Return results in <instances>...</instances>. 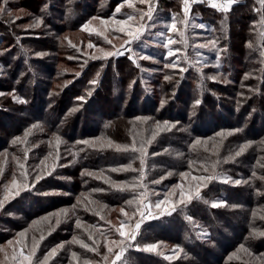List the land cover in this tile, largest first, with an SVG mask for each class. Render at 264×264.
Returning a JSON list of instances; mask_svg holds the SVG:
<instances>
[{
	"label": "rangeland",
	"instance_id": "rangeland-1",
	"mask_svg": "<svg viewBox=\"0 0 264 264\" xmlns=\"http://www.w3.org/2000/svg\"><path fill=\"white\" fill-rule=\"evenodd\" d=\"M167 1H171V3H167ZM249 1L250 0H238V3L232 6V9L234 6L242 3L248 4ZM2 2L3 0H0V3ZM213 2L221 3L222 0H197V2L192 3L190 6L187 28L185 30V26L181 22L184 17L183 0H151V4L155 9L153 12V20L151 21L148 20L147 16H145L142 21L140 20L141 12H147L149 7V4L141 3L140 0H132L133 7H128L127 0H66L63 4L54 1L53 3L58 12L53 11V17L49 16L47 12H45L46 14L35 12L32 10L31 5H28L27 1L9 0L7 8L11 11L12 15L8 16L6 13L0 15V25L3 30V32H0V80H3L1 81L2 86H4L3 88L9 90L0 92V94L5 95V97L0 100H2V103H9L11 99L14 100V102L17 101L13 106H15V109L19 108L18 110H21V113L18 114L17 111H9V114L17 113V115L13 116L19 119L22 118V120L19 121L20 123H10L13 124L12 131L15 135L9 142L11 146L9 151L0 152V163H3L0 165V168H3L5 163L8 164L11 162V165H8V169L13 175L18 176L16 182L19 184L23 180L21 171L26 173V171L29 170L28 168L33 166V164L38 166L42 165L46 157L55 158V163H49V167L52 169H64L66 170V174L70 172V168L72 169L74 167L73 165H75L72 159L73 151L71 148L64 149L66 145H68L66 139L62 135L51 133V131L48 130L49 126L44 125L41 121H33L31 123L26 116L28 108L24 110V106H22L29 102L26 99L20 98L16 93L17 90L15 91L17 88L23 89L26 96L29 92L33 93L32 88L38 85L40 86L41 82L39 78L54 81L51 84L53 85V90L50 91L51 94H54V90L59 92L62 87L64 88L71 82L70 80H73V78H76L79 74L82 75L85 71L87 72V88H83L81 94L74 98V106L70 108L68 114L64 115L61 125H56L51 119V117L54 116L53 114H56L53 111V108H55L53 106L54 103H48L46 105V108L50 109L48 110V114H41L40 111H36L37 113L32 114L34 118L52 122V126H56L60 130L64 129L66 124H69L70 121L72 122L76 115L80 113H83L84 117L88 116L87 118L85 117V122L87 126L94 128V118H97L98 115L94 117L92 113H87L86 107L88 99L92 95V90L97 84H93L92 81L96 79L99 80L102 72H106L108 76H111L110 68L114 66V63L109 60H116L118 57H132L131 60L138 69V76L135 79H131L129 89L126 90V93L123 94L124 97L122 96L123 98L120 101V103H124V108L130 110V115L136 114L141 110L145 113L151 112L155 110V104L157 102L160 104L159 108H162V100L166 101L163 104L166 108L175 106V92H169L171 87L174 90L178 88L177 86L179 84L184 82V76L182 81L179 82L178 79L179 76L182 77L183 73H186L185 78H189L185 81L189 82L196 89H200L203 82L206 83L205 79L213 86L214 83L221 86L229 85L230 83L227 76L220 74L219 71L225 70L227 71V75L232 74L234 70L237 72V69L242 67L241 64H243V62L238 61L234 64L229 61L228 12L225 13L217 8H213L211 6ZM253 2L258 4L257 0H253ZM76 4L77 7L74 8ZM122 4L124 6L121 8V11L117 13L116 8ZM196 6L209 8L210 12L206 11L204 14L196 9ZM83 10H86L87 14L82 16H85L87 19L82 20V22H77L79 18L73 20L74 14H76L77 11L83 12ZM211 12H215L219 16H214ZM240 12L245 13L244 11ZM129 15L134 16L135 20L130 21L127 27L136 28L140 24H145L146 28L139 41L125 44V41L129 39L126 32H120L118 30L119 26L116 24H102L101 21H110L113 18L116 20L127 19ZM173 16H175L177 20V31L169 32L166 25L171 24ZM17 17L19 18L17 19ZM93 17L97 19L92 20ZM38 20L42 21L39 26H33ZM89 21H92L90 29H94V31L83 30V25ZM53 22L56 23L57 26H54ZM60 25L69 26L70 28L60 30L58 28ZM244 25L247 27L244 31H241V35L243 37L245 36L244 42L247 49L251 52L244 60V63L249 66L253 64V66H261L257 69V77L255 78H258L259 69L264 65V55L261 54L264 52V31L259 21H253L252 23L249 21ZM180 31L185 32L187 45L179 42L181 40L179 35ZM100 32H103V35H100ZM159 32H164L165 37H171L172 40L177 41V43L170 45L173 51L180 49V51L176 52L175 56H167V49L162 46L164 37L157 36ZM239 35V28H237L236 36L238 37ZM105 37H107V39H105ZM211 41L215 42V48L209 43ZM89 42L94 45L93 48H88ZM205 44L208 46L199 47V45ZM249 44L252 46L249 47ZM73 45H75V47H73ZM234 48L236 49V46ZM126 49H131V51H126ZM116 50L124 51V55L111 56L107 59H91L93 55L102 56L103 52ZM37 53H44V55H37ZM254 53L256 55H254ZM185 54L187 55V60H185ZM142 56H149L151 59H142ZM249 56L253 58L251 60L252 62H249ZM69 57H71V59ZM177 57H179L178 60ZM85 60H87L86 64ZM172 61H176L179 67H164L165 63H170ZM53 62L55 64V68H53L54 71L52 69ZM90 63L94 64L93 67H91V71L87 68ZM217 65H219V67H217ZM182 68H186L187 71L182 72ZM15 73L18 74L17 77L19 79L15 81V83L13 82V84L14 87L18 86L14 88L13 91H10L11 76H14ZM97 73H99L98 78ZM254 74L255 68H252L251 71L244 75V84L245 81L247 85L251 84L252 78L255 76ZM90 76L92 77L89 78ZM165 76H169L171 79L166 80ZM212 77L216 79H212ZM156 82L158 84H156ZM163 86L168 90L165 97L160 96L158 93L159 88ZM78 87H80V85ZM57 88L59 90H57ZM240 88H243L244 91H242L240 95H237L238 97L246 93L247 90H250L246 85L244 86L242 84ZM230 90L234 92L233 88ZM89 92H91V95H89ZM12 94L13 96H11ZM216 95H220V93H216ZM246 95L249 94L247 93ZM8 96H11L10 100ZM37 97L43 98V94L40 90H38ZM78 97H84V99L80 100ZM118 97L121 98V95L115 96V98L118 99L117 101L120 100ZM246 98L247 96H244V100H246ZM199 99L200 97H196V99L194 98L191 102L193 108L190 111L188 122H193L194 125L196 123L200 125L203 124L200 123V121L202 122L201 119H197L194 116L197 110V108H195V106H197L195 102ZM18 100L26 101V103H20ZM240 104V102L237 103L238 106ZM37 105L38 109L41 108L43 106V101H37ZM74 108L77 110L72 111ZM30 109L31 108H29V110ZM218 111H220V107L217 106L213 119L219 116ZM250 114L251 113L247 115ZM237 115L233 117V120L240 119ZM141 117L147 116L137 115L131 117L130 123L132 127L130 130L128 129V135L126 137L123 136L122 132L117 133V136H113L114 139L108 137L105 139L90 138L78 139L79 141L76 140V142L88 141L89 143L97 145L96 147H99H90L85 143H77L76 146L79 149L76 154L84 151L86 155H82V161L88 163L91 167L81 171H79L80 169L78 170L79 176L83 181V183H81L82 186L89 185V188L90 185L93 184L95 189H101V191H93L94 189L90 188L84 195L74 198L75 204L69 207L66 206L65 209L43 214L38 219H35L27 230L16 231L14 229V223L11 224V219L13 217L18 219V223L21 224L19 227L29 222L28 217L21 214L22 211L12 210L4 212V216L8 217V219L3 222L0 221V237L6 238L7 240L4 244L0 245V247L4 249L3 252H0V264H11L10 259H5V254L7 253L10 257L14 248L17 250L19 249V245L15 242L21 239L19 236L21 232L25 233L23 239L28 244L31 243L33 237L39 240L41 234L45 236V239L40 243L37 251V258L39 259H43L44 255L57 245L64 244V247L58 250L57 255L49 264H69L70 261L72 264H84L85 260H87L89 264H106L103 259L104 255L108 254L107 247L105 246V237H107L108 240L120 239L119 234L115 231L113 226L119 227L121 221L126 219L120 210L124 209V212L131 218L130 222L133 225L140 219L137 212V204L139 193L144 191V189L140 187H131L133 183H138L139 180V170L141 168L140 153L133 152L131 150V145L133 144V140L136 142V147H139L142 141L151 139L156 125L150 124L147 126L149 119L146 122H142L137 119ZM172 117L174 120L173 122L170 121V123L175 124V127L171 128V130L175 129L176 126L181 123L180 116L174 115ZM256 118L257 122L255 125H257V128L261 129L264 126V115ZM64 119L66 121H64ZM253 119L254 117H250V120ZM204 121L209 122V119L205 118ZM245 121L246 125H244V128H247V130H249L250 127L252 128L251 122L248 119H245ZM163 122L164 121H162L161 124H163ZM33 124L40 125V128L32 129L26 141L16 144L12 143L13 139L16 137L23 138L25 131L30 129ZM124 124L126 125L127 123L124 122ZM195 128L198 132L205 129L204 125L201 127L198 125ZM235 130L236 129L218 131L213 138H206V145L213 146L211 149L206 148V152L213 154L218 147L220 151L223 150V152H226V155L222 159V161L225 162L226 158L233 155L234 152L239 149V146L243 144H237L236 138L224 140L217 134L223 133L225 137H227L229 132L237 133ZM170 131L159 132L150 145L146 144L147 156L145 158V179L143 183L147 187L148 195L146 202H150L151 204H155L157 200H163L165 195L170 193L176 185H180L187 193L188 190L194 188L196 183L193 177L210 176L212 173L211 166L215 164L214 162H203L204 159H196V166L200 167V169L196 171L191 169L186 170L184 168L177 170L169 169L167 163H162V159L158 157H163L164 154L169 153V150L165 148L162 136L167 135ZM178 132L184 131L180 127ZM57 136L60 138L58 146L55 140ZM46 138L47 140L54 138L55 146L52 147L56 149V152H51V155H49V153L44 155V153V157L38 158L39 161L36 162L35 150L47 143ZM117 140H119V142H116ZM199 140H201V138H199ZM258 140H264V132L263 136ZM108 141H111L113 145H127L129 146V151H117L115 147H100V145L106 144ZM155 144L159 146L153 149V147L156 146ZM201 144L196 145L200 146ZM253 144L254 143L251 142L249 147ZM86 148H89V150ZM100 148L103 150L120 152V155L129 154L130 159L124 161L126 156L122 159L119 157L118 159L112 153L105 154L101 152L96 154L95 149ZM158 148L161 149V151H157L159 155H154L152 151ZM48 149H52L50 145ZM9 153L10 157L8 159ZM25 153H27L26 159ZM103 157L105 158L103 159ZM108 158L109 160L115 159L116 162L120 160L121 164H116L117 166L115 167L106 164V166L103 165L104 168L100 169V171H96L97 169L92 168L95 164H105L104 162H106ZM257 160H259L260 163H264V152L260 153ZM230 161L232 160H228L227 162ZM19 163H24L25 167L23 170L19 168ZM129 164L132 169L136 171H109L111 168L124 167ZM255 164L258 166V171H256L257 177H252L250 172L246 174L248 176L250 173L251 180L248 178L246 179V175L244 178H241L240 175L231 177L233 180L241 178L242 183L240 185H234L232 183L222 184L221 179H214L209 182L206 187L200 188V197L198 199H192L187 206L179 205L172 215H158L155 219L147 218L144 223H142L136 240L132 242L134 246L129 248L121 258L124 264H222L230 259L264 264V236L252 235L253 229L264 232V219L261 218L264 217V180L258 179V177L264 176L260 171V169L264 168L260 167L258 161ZM228 165L229 166L222 170L220 174L221 177H227V173L230 174L231 171H228V169H230V163ZM85 170L98 175L101 174V170H103V177H108L112 181L118 183L128 182V190L118 191L110 184L105 183L104 178L82 175V172ZM233 171L235 172L237 170ZM169 173H171V175H169ZM181 173H189V175L187 177H182ZM61 178L63 183L72 180V178L76 180V177H71V179H69L68 175L67 177ZM55 180L59 179H54V181ZM153 181L160 182L153 183ZM243 181L248 182L244 183ZM27 182L29 184L27 190L32 192L33 196L31 198L23 197L20 199V202L22 201L24 203V206H21V208L27 213H31L30 211L35 210V205L39 208L48 203H52L50 199L51 196L60 194V191H53L51 189V191H42V186L36 185V182L39 181H35V178L29 177ZM9 185V187H12L11 182ZM63 186H67V184L64 183ZM34 188L36 191H34ZM13 190L15 191V189ZM74 190L78 189L75 188ZM179 191L180 190L177 189L176 193L170 197L172 202L178 200ZM45 193L48 194L45 195ZM108 193L112 194L109 195ZM16 198L17 196L14 197V199ZM14 199L10 197L5 201L4 206ZM252 199L255 200L257 204L250 207L253 202ZM59 201H57V203ZM107 201H112V203ZM128 201H133V203L129 204ZM219 201H223L224 206L212 207L214 202ZM94 207L99 210L93 209ZM197 207L206 208L208 211L204 209H202V211L197 210ZM15 208L17 209L20 207L16 205ZM69 209L73 210V213L68 214ZM61 210H67L66 214L61 212ZM154 211L159 210L154 209ZM55 214L59 215L57 216ZM44 217H48V219L45 220L43 219ZM189 217L191 219H188ZM57 219L60 220L59 224H57ZM77 220L81 223V227L79 228L76 226ZM62 222L64 225H61ZM64 226L68 227L65 231L62 230ZM110 229L111 232L109 231ZM89 232L93 233V238L97 243H99V239H103L104 242L105 250L101 252L98 249V260L92 261L88 259L86 255L83 257L77 255L78 260H72V251L68 256L69 261L65 262V257L60 254L66 250V247V252H69L72 246L77 252L80 250L88 251L82 248L80 244L72 242V240L75 236L78 240L91 245L92 240L88 238ZM66 236H68L67 240L64 239L67 238ZM10 240L14 241L12 245L8 244ZM42 244L43 246L41 247ZM147 244H156V250L153 252L139 250ZM225 245H228V247L224 251L223 247ZM241 245H243V248H241ZM179 249H182V251H179ZM245 249H247V251H245ZM35 259L36 258H34V264ZM117 264H121V262L118 261Z\"/></svg>",
	"mask_w": 264,
	"mask_h": 264
},
{
	"label": "trees",
	"instance_id": "trees-1",
	"mask_svg": "<svg viewBox=\"0 0 264 264\" xmlns=\"http://www.w3.org/2000/svg\"><path fill=\"white\" fill-rule=\"evenodd\" d=\"M28 3V5H31L32 10H34L37 13H44L47 12L49 16L53 17L54 12H58L56 6L54 5V1H58L59 3L63 4L64 1L66 0H24V2ZM165 2V1H164ZM53 3V4H52ZM167 3H171V1H167ZM46 6V7H45ZM77 7V4L74 8ZM204 7V6H203ZM201 8V6H196V9L201 11L202 13L205 14L206 11L210 12L209 8ZM259 4H255L253 0H250L248 4H240L236 5L233 7V9L227 13V19H228V28H229V61L231 63H236V62H243L241 64V68L234 70L232 74L227 75V71H219L220 74H224L227 76V79L229 80V85H219L214 83V86L211 85V83H208V80L205 79L206 83L203 82V85L200 89H196L193 87L189 82L185 81L189 78H185L186 73L182 74V77L179 76V82L183 80L184 76V82L182 84H179L176 88L173 90V88H170L169 93L174 94V102L176 103L175 106H170V108H166V106H162V108H159L160 104L157 102L155 104V110H152L151 112H144L141 110L140 112L130 115L131 112L130 110H127L124 108V103H120L121 99L124 97L123 94L126 93V90L129 89V84L131 79H135L138 76V69L135 66V63L129 59L127 56L123 57H118L116 60L111 59L112 63H114V66H112L111 69V76L107 75L106 72H102L99 82L96 84L94 89L92 90V95L88 99V104L86 105L87 107V113H92L94 117L96 115L97 118H94V123L95 126L94 128H90L87 126V123L85 122V117L83 113H80L79 115L77 114L75 119L69 124H66L65 128L60 130L56 126L53 127V123L50 121L46 120H39L38 118L32 117V114L37 113L36 111H40L41 114H48V110L46 105L48 103H54L53 111L56 114H53L54 116L51 117L52 121L56 125H61L63 123V118L64 115L68 114L70 111V108L74 106V98L79 96L81 92L83 91V88H87L86 81L88 79L86 75V71L82 73V75H77L76 78H73V80H70L71 82L68 83L64 88L62 87L59 92L54 90V94H51L50 91L53 90L51 85L54 81L53 80H43L42 78L40 79V86L38 85L37 87L32 88L33 93L25 94L23 89H15L17 95L22 98L28 100L29 103L23 104L22 106L24 110H27L26 116L28 117V120L32 123L33 121H41L44 125H48V130L51 131V133L54 134H59L62 135L66 141L67 144L64 149H69L73 151L72 153V159L74 160V167L71 169L70 172L66 174V170H60V169H52L51 167L48 166L49 163H55V158L54 157H48L47 159L44 160V163L42 165H36L33 164V166H30L28 171H26V175L31 178H35V176L41 171H44V178L39 180V182H36V185L42 186L41 190H53V191H60V194H56L54 196H51V201L52 203H48L45 206H41L38 208L37 205L36 208L34 206L33 211H30L31 213H27L25 210L21 208V206H24V203L20 199L23 197H28L31 198L32 192L30 191H23L20 193V195L17 196L16 199L12 200L3 208H0V221L7 220L8 217L4 216V212L7 211H22L21 214L24 216H27L29 219V222L24 224L22 227H19L21 224L18 223V219H15L14 217L11 219V224L14 223V229L17 231H22V230H27V228L31 225V223L35 220L38 219L40 216L43 214L52 212V211H58L60 209H65L66 206H71L75 204L74 198L82 196L81 194H85L87 191H89L90 188L95 189V186L93 184L88 186H82L81 183L83 181L81 180V177L79 176V171L87 168H91L88 163L83 162L82 160V155H86L85 152L81 151L79 154H76L78 151V147L76 144L78 143V139H90V138H113V136H117V133H122L123 136L128 135V129L130 130L132 127V124L130 123L131 117L140 115V116H147L150 117L147 126L150 124H156L157 121L162 122V121H168V122H173L174 118L172 116H180V125H177L175 129L171 130L170 132L167 133V135L162 136V140L164 139L165 143V148L169 150V153L164 154L163 157H158L159 159H162V163H167L169 169L172 170H177V169H191L193 171H196L197 169H200L199 166H196V159H204L203 162H214L216 164V171L217 173L221 174L222 170L229 166L228 164L230 163V169L228 171H231L230 174L227 173V177H237V175L242 178L245 177L246 179L251 180V175L253 171H258V166L255 164L258 159V156L260 153L264 152V140L259 141L258 139L263 136L264 132V126L259 129L257 128V125L255 123L257 122L258 116L264 115V65L260 70H258V78L257 77V69L258 67L261 66H253V65H246L244 63V60L248 55L250 50L247 49V46L244 42V37L241 35V31H244L247 26L244 24L246 22H253V21H260L261 20V13H258L256 11L257 8H259ZM45 8V9H44ZM54 11V12H53ZM240 11H244L245 13H241ZM247 11V12H246ZM212 15L214 16H219L215 12H211ZM215 13V14H214ZM87 14L86 10H83V12H76L74 14L73 20H77L79 18V21L77 22H82V20L87 19L85 16L83 17L82 15ZM83 17V18H82ZM72 20V21H73ZM54 26H57L56 23L53 22ZM239 28L240 35L237 37L236 36V29ZM60 30H66L67 28H70L69 26L65 25H60L58 27ZM75 28V27H72ZM263 31H264V25H262ZM0 32H3L1 29L0 25ZM243 37V38H242ZM236 41V42H235ZM236 46V49L234 48ZM254 55H256L254 53ZM253 58L249 56V62H252ZM94 64L90 63L87 68L89 71H91V67H93ZM256 65V64H255ZM55 68V64L53 62L52 64V69ZM252 68H255V76L252 78L251 84H245L243 82L244 80V75H246L249 71L252 70ZM20 69V68H19ZM30 71V70H29ZM54 71V69H53ZM106 71V70H104ZM33 73V72H30ZM50 73V72H49ZM40 75V74H39ZM38 75V76H39ZM54 75V74H53ZM197 75V74H196ZM18 74L15 73L14 76H11V88L10 91H13L15 81H17L19 78L17 77ZM198 76V75H197ZM90 76L89 78H91ZM29 79V78H28ZM38 79V78H37ZM257 79V80H256ZM14 80V81H13ZM232 80V82H231ZM0 80V92L2 91H8L4 86H2ZM120 82V83H119ZM243 82V83H242ZM156 84H158L156 82ZM246 85L250 90H247L246 93H243L242 95L247 96L246 100H244V96L238 97L237 95H240V93L243 90V88H240V86ZM80 85V87H78ZM86 85V86H84ZM165 86L159 88L158 93L160 96L165 97L168 93V90L164 88ZM222 87V88H220ZM234 89V92H231L230 89ZM31 90V89H30ZM38 90L42 92L43 98L37 97L38 95ZM14 91V92H15ZM35 91V93H34ZM173 91V92H172ZM216 93H220V95H216ZM249 95H246V94ZM15 95V94H14ZM121 95L120 100L117 101L118 99L115 98V96ZM13 96V94L11 95ZM11 96H8V99H11ZM46 96V97H45ZM123 96V97H122ZM5 95H0V99L4 98ZM196 97H200L199 101L200 103L195 106L197 108L195 112V117L197 119H201L204 125V130H201L200 132L197 131L195 127L199 125L201 127L202 125L196 123L195 125L193 122H188L189 120V115L190 111L192 110L193 106L191 102L193 99ZM19 99V98H18ZM39 99V100H38ZM250 99V100H249ZM125 100V99H124ZM0 100V152L4 151H9L10 149V140L11 138L15 135L12 131L13 124L10 123H18L21 119L18 117H14L16 114H9V111H17L18 114L21 113V110H18L19 108L15 109L16 102L14 100H10L9 103L7 102H1ZM38 102L43 101V106L38 109ZM116 104H115V103ZM241 103L239 106L237 103ZM196 104V103H195ZM10 105V106H9ZM226 105V106H225ZM52 106V107H53ZM220 107V111H218L219 116L214 118V112L216 108ZM29 108H31L29 110ZM194 108V109H195ZM253 111V112H251ZM23 112V111H22ZM52 113V112H51ZM135 113V112H134ZM251 113L250 115H247ZM149 114V115H148ZM238 114V115H237ZM14 115V116H13ZM57 115V116H56ZM237 115V117H240L239 120L235 119L233 120V117ZM256 115V117H255ZM245 118H244V117ZM13 117V118H12ZM41 117V116H40ZM88 117V116H87ZM86 117V118H87ZM249 117V118H248ZM250 117H254L253 120H250ZM99 118V119H98ZM208 118L209 122H205L204 119ZM26 119V118H25ZM245 119H248L251 124L252 128L250 127L249 130L247 128H244V125H246ZM93 120V119H92ZM64 121H66L64 119ZM124 122L127 124L125 125ZM20 123V122H19ZM206 126V127H205ZM182 128L184 132H178L179 128ZM234 129H241L242 131L235 132L232 135H228L225 137L223 136V139H228L231 138L237 140V144H245L246 142H252L254 143L251 147H248L246 151L239 157H236L234 160L230 162H223L222 159L226 155V152H223V150L220 151V149L217 147L215 153L210 154L209 152H206V148L211 149L213 148L212 145H206V138H213L214 135L218 131H228V130H234ZM256 130V131H255ZM49 133V134H51ZM122 135V134H120ZM217 137V136H216ZM201 138L202 144L200 146H197L195 144L196 139ZM49 139V138H48ZM111 139V140H112ZM76 140H78L76 142ZM123 140V138H122ZM161 140V141H162ZM47 143H45L44 146L39 147L35 150L36 156H35V161L38 162V158L44 157L47 153L51 152H56V149L53 147L55 146V140L54 138H50L47 140ZM160 141V142H161ZM116 142H119L117 140ZM49 143V144H48ZM49 145L51 146L52 149H48ZM156 146L153 147V149H156ZM53 146V147H52ZM156 147V148H155ZM99 148V147H96ZM89 150V148H86ZM160 149V148H158ZM153 150V153H158L157 151L160 150ZM224 149H225V143H224ZM96 154H99L101 152H104L105 154L107 153H112L113 155L116 156V158L122 159L124 158V161L130 159L129 154H122L120 152H114V151H108V150H103V149H95ZM91 156V155H89ZM10 157V153L8 154V159ZM256 157V160H255ZM105 157H103L104 159ZM153 160V159H152ZM165 162H164V161ZM154 161V160H153ZM115 162V163H113ZM105 164H95L92 168L97 169L96 171H100V169H103L106 164H109L111 167H115L118 164H121V161L116 162V160H109L106 159ZM191 163V167L189 166ZM3 163H0L2 165ZM117 164V165H116ZM8 165H11V162L8 164L5 163L3 165V172L0 174V199H3V197L6 195V190H5V185L8 186V190H10L14 194V190L12 187H9L10 182L13 180V177L15 179L18 177L17 175H13L9 171ZM104 165V166H103ZM212 168V166H211ZM80 169V170H79ZM79 170V171H78ZM237 170V171H233ZM49 171H51L50 175L48 174ZM78 171V172H77ZM261 173L264 174V169H260ZM239 172V173H237ZM247 172H250L247 176ZM237 173V174H236ZM212 174V173H211ZM71 179V177H76V180L72 178V180H69L68 182H64L67 184V186H63V180L61 177H67ZM239 178V179H241ZM54 179H59L55 180ZM50 180V181H49ZM52 180V181H51ZM223 184V183H222ZM38 187V186H37ZM68 187V188H66ZM70 187V188H69ZM78 190H74V189ZM50 190V191H51ZM34 191L36 189L34 188ZM109 195L112 193H108ZM18 200V201H17ZM60 200V201H59ZM253 200V199H252ZM57 201H59L57 203ZM112 203V201H107ZM257 204L255 200L251 203V206H254ZM20 208H15V206ZM93 209L99 210L98 208L94 207ZM204 209L205 211L206 208L202 207H197V210L202 211ZM73 213V210H68V214ZM72 216V215H70ZM69 216V217H70ZM11 218V217H10ZM9 218V219H10ZM112 218V217H111ZM212 221V220H211ZM227 221V219H226ZM18 223V224H17ZM61 225H64L63 222ZM62 227V226H61ZM68 229V227L64 226L62 228L63 231ZM68 239V236H66ZM6 238L0 237V245L4 244L6 242ZM99 250L103 252L104 249V242L103 239H99ZM43 244L41 245V247ZM228 245H225L224 251L227 249ZM67 250V247H66ZM66 250L61 253L60 255L65 257V262L69 261V253L76 252L79 257H83L86 255V257L92 261H97V254L95 252H88L86 250H80L77 252L76 249L72 248L69 249V252H66ZM227 252V251H226ZM222 264H256L251 261H235V260H229L227 262H224Z\"/></svg>",
	"mask_w": 264,
	"mask_h": 264
},
{
	"label": "snow or ice",
	"instance_id": "snow-or-ice-1",
	"mask_svg": "<svg viewBox=\"0 0 264 264\" xmlns=\"http://www.w3.org/2000/svg\"><path fill=\"white\" fill-rule=\"evenodd\" d=\"M9 0H3L2 3H0V15H4L5 13L8 16H11L12 13L11 11L8 10L7 5H8ZM141 3H147L149 4L148 7V11L147 12H141L140 15V20L142 21L144 19L145 16H147L148 20H153V12H154V6L151 4V0H140ZM197 2V0H183V12H184V17L183 20L181 21L184 26H185V30L187 28V24H188V20H189V13H190V6L192 3ZM238 3V0H222L221 3H216L213 2L211 4V6L213 8H217L225 13L229 12L232 9V6L234 4ZM257 3L260 5L259 8L256 9V11L258 13H261V20L259 21V23L261 25H264V0H257ZM127 5L128 7H133V3L132 0H127ZM124 5H120L116 8V12L119 13L121 11V8ZM46 7V6H45ZM19 17H17L18 19ZM96 17H93L92 20H96ZM135 17L132 15H129L127 17V19H121V20H116V19H111L110 21H101L102 24H116L119 26L118 30L120 32H126L127 36H128V40L125 41V44H131L134 41H139L141 39V37L144 34L146 25L145 24H140L138 27L136 28H130L127 27V25L129 24L130 21H134ZM42 21H37L35 23V25L38 27L39 24ZM92 21H89L88 23L83 25V30L85 31H89L92 30L94 31V29H90V25H91ZM166 28L169 32H176L177 31V20L176 17L173 16L172 18V22L170 25H166ZM100 35H103V32L99 33ZM179 35L181 37V40L179 41L180 43H184L185 45H187V39L185 37V32L184 31H180ZM157 36L160 37H164L163 41H162V46L164 48L167 49V56L172 57L176 55V52L180 51V49H176V51H173V49L170 47L171 44L173 43H177V41H174L171 39V37H165L164 32H159L157 33ZM105 39H107V37H105ZM211 44V46L213 48L216 47V44L214 41L209 42ZM208 45H199V47H207ZM252 45L249 44V47H251ZM73 47H75V45H73ZM94 45L89 42L88 44V48H93ZM103 51V50H101ZM126 51H131V49H126ZM262 55H264V52L261 53ZM37 55H44V53H37ZM124 55V51L121 50H116V51H107V52H103L102 56H97V55H93L91 57V59H107L108 57L111 56H121ZM219 56V53H218ZM71 59V57H69ZM142 59H151V57L149 56H142ZM129 59H132V57H129ZM179 59V57H177V60ZM185 60H187V55L185 54ZM87 63V60H85V64ZM139 66V65H137ZM165 68H170V67H179V64L176 61H172L170 63H165L164 64ZM217 67H219V65H217ZM182 72L187 71L186 68H182L181 69ZM99 77V73H97V78ZM166 80H170L171 77L169 76H165ZM212 79H216L215 77H212ZM93 84L98 83V79L93 80L92 81ZM2 95V94H0ZM89 95H91V92H89ZM78 99L83 100L84 97H78ZM18 102L20 103H26V101L23 100H18ZM166 101H161V106H163V104ZM197 105L200 103L199 100H197L195 102ZM77 109H72V111H76ZM138 120L142 121V122H146L148 119L147 117H141V118H137ZM175 127V124H172L168 121H164L163 124H161V122L157 121L156 125H155V131H153L152 137L151 139H148L147 141H142L139 147H136V142L135 140H133V144L131 145V150L133 152H139L140 153V163H141V168H140V176H139V180L138 183H133L131 185L132 188H136V187H140L143 188L144 191L139 193V197H138V204H137V212L139 214L140 219L137 220L135 222V224H131L130 219L128 217V214L126 212H124V209H121L120 211L124 214V216L126 217L125 220L121 221L120 226L119 227H115V231L119 234L120 239L118 240H108L107 237H105L106 240V244L105 246L107 247V252L108 254L104 255L103 259L106 262V264H117L118 261L121 262V264H124V262L122 261V257L124 256L125 252L129 249L132 248L133 245V241L136 240L137 234L141 228L142 223H144V221L147 218H153L155 219L158 215H172L173 212L176 211L177 207L179 205H184L187 206L188 203H190L192 201V199L194 198H199L200 197V188L201 187H206L207 184L209 182H211L214 179H221L222 183H232L234 185H240L242 183L241 179H235L233 180L231 177H221L219 173H217L216 171V164L212 165V174L210 176H198V177H193V180L196 182L194 185L193 189H190L187 191V193L185 192V190H183V188L180 185H176L173 187L172 191L168 194L165 195V198L163 200H157L155 202V204H151L150 202H146L147 201V187L146 185L143 183L144 179H145V173H144V166H145V158L147 156V147L146 144H151L152 140L155 139V137L159 134V132L161 131H170L171 128ZM35 128H40V125L38 124H33L32 127L28 130L25 131L24 133V137H16L13 139L12 143L16 144L18 142H23L26 141L28 135L31 133L32 129ZM235 131H242L241 129H236ZM232 132H229L228 135H232ZM217 135L221 136L223 138L224 134L223 133H218ZM55 140L57 141V146L60 142V138L57 136L55 137ZM78 143H85L88 144L90 147H96L97 145L93 144V143H89L88 141H83V142H78ZM202 141L201 140H196L195 144L199 145L201 144ZM251 142H246L243 145L239 146V149L237 151L234 152L233 155H230L229 157L226 158L225 162H227L228 160H234L236 157L241 156L246 149L250 146ZM101 148L103 147H115L117 151H123V152H127L129 151V146L125 145V146H121V145H113V143L111 141H108L106 144H102L100 145ZM217 147V146H214ZM49 155H51V153H49ZM154 155H159V153H154ZM27 158V153H25V159ZM47 159V157L45 158ZM43 164V162H42ZM258 164H260L261 168H264V163H260L258 161ZM191 167V163L189 165ZM25 165L24 163H19V168L20 169H24ZM39 167V166H38ZM136 171L135 169H132L131 165H127L124 167H119V168H111L109 171L111 172H121V171ZM207 170V169H205ZM3 169L0 168V174H2ZM103 170H101V174H96L93 172H90L88 170H85L84 172H82V175H88V176H96V178H104L105 183L110 184L112 187L116 188L118 191H125L128 190V182H115L112 181L110 178L108 177H103L102 176ZM49 175L51 174L50 172L48 173ZM169 175H171V173H169ZM189 175V173H181L182 177H187ZM21 176L23 177V180L17 184L15 177H13V180L11 181V185L12 188L15 189L14 194L8 190V186L5 185V190H6V195L4 196L3 199H0V208H3L4 203L6 200H8L10 197L14 198L15 196L20 195V192L25 191L29 188V184H28V176L25 174L24 171H21ZM252 177H257V174L255 171L252 172ZM44 178V171L41 170L36 176H35V181H39L41 179ZM163 179V177H162ZM258 179L260 180H264V176H260L258 177ZM160 181H153V183H159ZM244 183H247L248 181H243ZM177 189H179V198L178 200H176L175 202H172L170 200V197L173 196ZM93 191H101V189H94ZM48 193H45V195H47ZM83 195V194H81ZM79 202V201H78ZM129 204H132L133 201H128ZM224 206V202L223 201H219V202H214L212 204V207H221ZM75 207V206H73ZM155 210H159V211H154ZM61 212L65 213L67 212V210H61ZM99 214V213H97ZM55 215H59V214H55ZM103 218V217H101ZM262 219H264V217H261ZM43 219L47 220L48 217H44ZM188 219H191L190 217ZM60 223V220L57 219V224ZM76 226L79 228L81 227V223L79 220H77L76 222ZM111 232V229L109 230ZM252 235L254 236H264V232L262 231H258L253 229ZM19 236L21 237L20 240L16 241L15 243H17L19 245V249H13V252L11 254V256L9 257L8 254H5V259L11 260V264H34V258L35 259V264H49V262L57 255V252L59 249H62L64 247V244H60L57 245L55 248H52L47 254L44 255L43 259H39L37 258V251L39 249L40 243L45 239V236L43 234L40 235L39 240H37L35 237H33L32 241L30 244L26 243L24 241V237H25V233L21 232L19 233ZM90 240H92V244L88 245L86 243H84L83 241L78 240L75 236L73 237L72 242L74 243H78L80 244V246L82 248L87 249L89 252H95L97 255H99V245L97 244L96 240L93 238V233L89 232V237ZM14 243V241L10 240L8 241L9 245H12ZM139 247V246H137ZM157 248L156 244H147L145 245L143 248L139 249L141 251H147V252H153L155 251ZM241 248H243V245H241ZM4 249L2 247H0V252H3ZM179 251H182V249H179ZM245 251H247V249H245ZM71 257L72 260H78V256L76 252H72L71 253ZM111 257V258H110ZM69 264H72V262L70 261ZM84 264H89V262L87 260L84 261Z\"/></svg>",
	"mask_w": 264,
	"mask_h": 264
}]
</instances>
